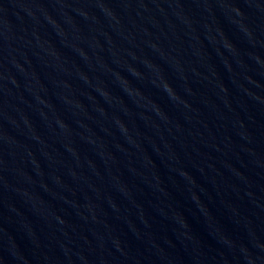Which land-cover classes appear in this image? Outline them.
<instances>
[{
  "label": "water",
  "instance_id": "water-1",
  "mask_svg": "<svg viewBox=\"0 0 264 264\" xmlns=\"http://www.w3.org/2000/svg\"><path fill=\"white\" fill-rule=\"evenodd\" d=\"M0 118L82 264H264V0H0Z\"/></svg>",
  "mask_w": 264,
  "mask_h": 264
}]
</instances>
